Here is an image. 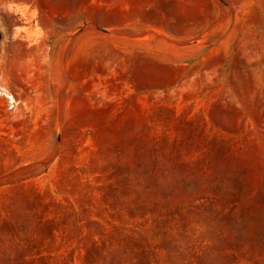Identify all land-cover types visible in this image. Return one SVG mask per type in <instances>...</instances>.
<instances>
[{"label": "rangeland", "instance_id": "rangeland-1", "mask_svg": "<svg viewBox=\"0 0 264 264\" xmlns=\"http://www.w3.org/2000/svg\"><path fill=\"white\" fill-rule=\"evenodd\" d=\"M0 18V264H264V0Z\"/></svg>", "mask_w": 264, "mask_h": 264}, {"label": "water", "instance_id": "water-1", "mask_svg": "<svg viewBox=\"0 0 264 264\" xmlns=\"http://www.w3.org/2000/svg\"><path fill=\"white\" fill-rule=\"evenodd\" d=\"M6 42V29L0 18V65H2L5 57L4 45Z\"/></svg>", "mask_w": 264, "mask_h": 264}]
</instances>
